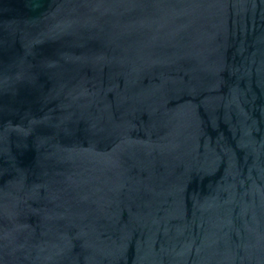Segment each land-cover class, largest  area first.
<instances>
[{
    "label": "water",
    "instance_id": "1",
    "mask_svg": "<svg viewBox=\"0 0 264 264\" xmlns=\"http://www.w3.org/2000/svg\"><path fill=\"white\" fill-rule=\"evenodd\" d=\"M0 264H264V0H0Z\"/></svg>",
    "mask_w": 264,
    "mask_h": 264
}]
</instances>
